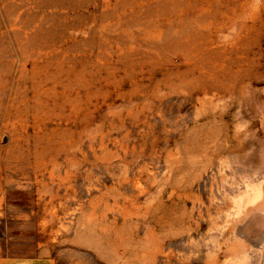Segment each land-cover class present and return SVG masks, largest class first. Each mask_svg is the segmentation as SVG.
Segmentation results:
<instances>
[{
    "label": "rangeland",
    "instance_id": "1",
    "mask_svg": "<svg viewBox=\"0 0 264 264\" xmlns=\"http://www.w3.org/2000/svg\"><path fill=\"white\" fill-rule=\"evenodd\" d=\"M0 256L264 264V0H0Z\"/></svg>",
    "mask_w": 264,
    "mask_h": 264
},
{
    "label": "crops",
    "instance_id": "2",
    "mask_svg": "<svg viewBox=\"0 0 264 264\" xmlns=\"http://www.w3.org/2000/svg\"><path fill=\"white\" fill-rule=\"evenodd\" d=\"M0 264H53L46 258H33L31 260H18L17 258H4L0 256Z\"/></svg>",
    "mask_w": 264,
    "mask_h": 264
},
{
    "label": "bare ground",
    "instance_id": "3",
    "mask_svg": "<svg viewBox=\"0 0 264 264\" xmlns=\"http://www.w3.org/2000/svg\"><path fill=\"white\" fill-rule=\"evenodd\" d=\"M257 7V6H256ZM254 9L256 10V8L254 7ZM230 18V17H229ZM203 71V70H202Z\"/></svg>",
    "mask_w": 264,
    "mask_h": 264
}]
</instances>
